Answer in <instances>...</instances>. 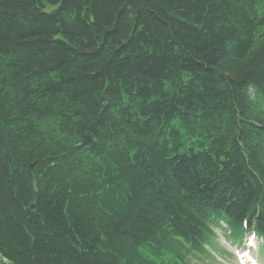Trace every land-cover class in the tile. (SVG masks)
I'll return each mask as SVG.
<instances>
[{
    "label": "trees",
    "instance_id": "16d2710c",
    "mask_svg": "<svg viewBox=\"0 0 264 264\" xmlns=\"http://www.w3.org/2000/svg\"><path fill=\"white\" fill-rule=\"evenodd\" d=\"M248 216L264 0H0V264H190Z\"/></svg>",
    "mask_w": 264,
    "mask_h": 264
},
{
    "label": "rangeland",
    "instance_id": "374dc122",
    "mask_svg": "<svg viewBox=\"0 0 264 264\" xmlns=\"http://www.w3.org/2000/svg\"><path fill=\"white\" fill-rule=\"evenodd\" d=\"M30 208L33 209V205H30ZM226 241H227V238L219 234L214 241L215 242L214 247L209 248L210 257L204 261H196V262L191 261V264H237L236 257L234 254V249L226 246L228 245ZM253 250H254L253 254L257 255V251H255V249Z\"/></svg>",
    "mask_w": 264,
    "mask_h": 264
}]
</instances>
